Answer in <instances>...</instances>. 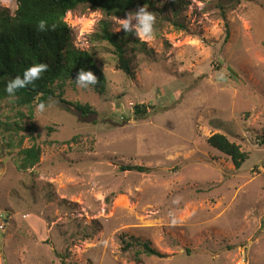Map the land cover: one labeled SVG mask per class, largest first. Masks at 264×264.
Wrapping results in <instances>:
<instances>
[{
	"label": "rangeland",
	"instance_id": "rangeland-1",
	"mask_svg": "<svg viewBox=\"0 0 264 264\" xmlns=\"http://www.w3.org/2000/svg\"><path fill=\"white\" fill-rule=\"evenodd\" d=\"M141 7L155 16L151 41L138 36ZM1 9L14 14L17 0ZM130 13V31L129 13L66 14L72 44L93 53L107 84L69 79L55 91L66 104L34 105L33 167L15 163L34 143L14 124L29 110L0 102V264H264V0H152ZM104 25L125 37L132 75ZM138 103L148 114L135 115ZM215 133L247 153L240 168L208 144ZM131 237L165 256L136 259Z\"/></svg>",
	"mask_w": 264,
	"mask_h": 264
},
{
	"label": "trees",
	"instance_id": "trees-1",
	"mask_svg": "<svg viewBox=\"0 0 264 264\" xmlns=\"http://www.w3.org/2000/svg\"><path fill=\"white\" fill-rule=\"evenodd\" d=\"M151 2L152 0H17L14 14L0 10V102L12 101L16 107L29 110L28 114L21 112L23 123L14 124L17 125L16 132L27 130L34 142L31 146L20 149V158L15 161L18 169L33 167L40 160L41 147L35 141L39 136L27 121L33 119L34 105L43 102L47 106L51 97H58L66 104L63 92L58 95L55 93L56 87H62V84L57 85V83L69 79L76 81L78 73L83 69L97 76V83L94 85L99 91H103L107 84L106 75L97 65L93 53L76 48L72 44V28L65 20L66 14L79 6H89L102 10L107 15H126L137 7ZM41 20L47 22L44 30L38 29ZM53 24L56 25L55 29L52 28ZM101 37L114 46L115 53L119 57L117 65L127 74L132 75L131 59L126 56L125 37L112 33L107 25H104ZM34 63L47 64V71L43 72L34 84H29L26 88L17 90L14 96H9L5 91L7 83L17 75L23 78L24 70ZM75 107L84 115L93 111L88 103H77ZM134 108L137 116L149 112V106L146 104L138 103ZM3 132V135H6L5 131ZM19 137L18 141L21 145L25 136ZM15 139L16 135L8 137L7 145L14 144ZM259 140L260 144H264V132ZM208 144L231 158L237 168H240L247 159L248 155L241 146L222 133L210 136ZM120 169L140 172L148 170L145 166L133 164L122 165ZM123 245L126 250L138 245L140 249L136 252V259L140 258L141 253L148 256H165L150 242L134 237L123 240Z\"/></svg>",
	"mask_w": 264,
	"mask_h": 264
},
{
	"label": "clouds",
	"instance_id": "clouds-1",
	"mask_svg": "<svg viewBox=\"0 0 264 264\" xmlns=\"http://www.w3.org/2000/svg\"><path fill=\"white\" fill-rule=\"evenodd\" d=\"M140 21L138 25V36L142 41H151L153 39V23L155 21V16L151 13H147L145 11V7H141L140 11L135 14ZM133 18V14L129 13L126 19L120 21L122 26L129 30L130 20ZM91 21L86 22V29L90 28ZM47 22L45 20H41L38 24L39 30H44ZM56 25L53 24L52 28L55 29ZM47 64L45 63H34L29 68L25 69L23 72V78L20 75H17L14 79L10 80L5 88V91L9 94V96H14L17 90L26 88L29 84H34L36 80L41 77V74L47 71ZM76 83L80 87H87L85 82H90L92 84L97 83V76L94 75L91 71H84L83 69L78 73L76 77ZM45 109V104L41 102L38 105V110L43 111Z\"/></svg>",
	"mask_w": 264,
	"mask_h": 264
}]
</instances>
